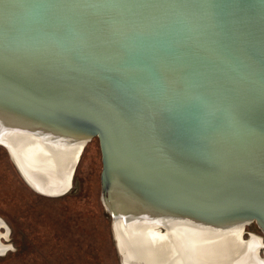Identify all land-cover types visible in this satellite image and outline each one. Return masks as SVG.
I'll return each instance as SVG.
<instances>
[{
    "label": "water",
    "instance_id": "water-1",
    "mask_svg": "<svg viewBox=\"0 0 264 264\" xmlns=\"http://www.w3.org/2000/svg\"><path fill=\"white\" fill-rule=\"evenodd\" d=\"M0 116L97 141L119 264L114 185L148 215L264 233V0H0ZM0 147L36 194L69 190Z\"/></svg>",
    "mask_w": 264,
    "mask_h": 264
},
{
    "label": "bare ground",
    "instance_id": "bare-ground-1",
    "mask_svg": "<svg viewBox=\"0 0 264 264\" xmlns=\"http://www.w3.org/2000/svg\"><path fill=\"white\" fill-rule=\"evenodd\" d=\"M0 116V142L32 186L55 195L71 188L82 139L51 136L7 121ZM110 207L115 209L114 236L122 264H264L260 237L243 240L244 226L214 229L186 220L148 215L128 191L113 186ZM127 196V197H126ZM164 226V231L159 229ZM6 229L0 219V229ZM7 237L0 232V240ZM0 252L8 247L0 241ZM5 250V251H4Z\"/></svg>",
    "mask_w": 264,
    "mask_h": 264
},
{
    "label": "rangeland",
    "instance_id": "rangeland-1",
    "mask_svg": "<svg viewBox=\"0 0 264 264\" xmlns=\"http://www.w3.org/2000/svg\"><path fill=\"white\" fill-rule=\"evenodd\" d=\"M0 232L8 250L0 264H119L111 220L101 201L100 152L96 140L83 148L71 188L57 198L33 192L0 147ZM264 233L244 227L243 240ZM264 260V248L259 250Z\"/></svg>",
    "mask_w": 264,
    "mask_h": 264
}]
</instances>
